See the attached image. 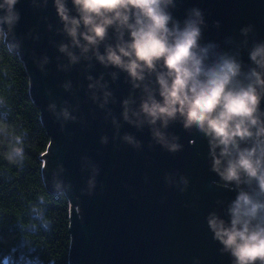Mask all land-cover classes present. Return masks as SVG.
<instances>
[{
  "label": "water",
  "instance_id": "95a60500",
  "mask_svg": "<svg viewBox=\"0 0 264 264\" xmlns=\"http://www.w3.org/2000/svg\"><path fill=\"white\" fill-rule=\"evenodd\" d=\"M193 6L203 10L207 24L202 43L235 50L245 39L239 30L247 25L253 26L249 47L264 40V0H180L173 14L183 19ZM15 7L20 19L7 43L18 45L12 50L25 63L50 136L43 156L45 184L57 192L52 182L60 181V192L75 205L70 208V264H193L194 258L199 264H231L228 254L219 253L205 217L216 211L227 219L224 208L235 193L213 184L219 177L210 171L207 141L174 124L168 131L179 136L183 150L170 154L155 144L147 124L137 129L123 120L122 101L131 93V107L138 108L142 95L131 89L126 73L105 68L91 51L81 55L70 47L79 57L76 63L59 51L70 38L61 30L53 0H19ZM241 54L247 64V49ZM62 109L68 119L60 115ZM125 134L139 146L126 142ZM89 180L95 181L93 195H82Z\"/></svg>",
  "mask_w": 264,
  "mask_h": 264
},
{
  "label": "clouds",
  "instance_id": "9594fccd",
  "mask_svg": "<svg viewBox=\"0 0 264 264\" xmlns=\"http://www.w3.org/2000/svg\"><path fill=\"white\" fill-rule=\"evenodd\" d=\"M18 2L0 0L2 44L20 19ZM179 2L70 0L69 7V0H53L61 30L70 38V45L60 44L59 51L66 53L70 63L79 59L70 47L78 48L81 55L91 51L105 68L126 73L131 89L142 95L138 108L131 107L135 103L131 93L122 101L123 120L137 129L147 124L152 140L168 153L184 147L179 136L168 131L174 124L207 141L210 171L219 177L213 184L235 193L224 208L227 219L216 211L205 217L212 239L220 245V254L230 256L231 264H264V40H253L249 47L253 26L247 25L239 30L245 39L235 50L214 41L202 43L207 27L203 10L187 8L183 19H178L173 13ZM109 39L114 43H105ZM7 47L11 51L18 45ZM242 49H247V64ZM112 76L115 79L116 73ZM60 115L69 118L66 110ZM123 139L139 146L129 134ZM0 146L6 149L9 164L25 159L21 135L3 121ZM181 181L186 188L187 179ZM52 186L60 193V181L53 179ZM94 188L95 181L89 180L80 192L91 196ZM193 264L199 260L194 258Z\"/></svg>",
  "mask_w": 264,
  "mask_h": 264
},
{
  "label": "trees",
  "instance_id": "16d2710c",
  "mask_svg": "<svg viewBox=\"0 0 264 264\" xmlns=\"http://www.w3.org/2000/svg\"><path fill=\"white\" fill-rule=\"evenodd\" d=\"M0 43V121L21 135L25 159L11 165L0 146V264H70V202L42 181L50 144L18 52Z\"/></svg>",
  "mask_w": 264,
  "mask_h": 264
},
{
  "label": "rangeland",
  "instance_id": "374dc122",
  "mask_svg": "<svg viewBox=\"0 0 264 264\" xmlns=\"http://www.w3.org/2000/svg\"><path fill=\"white\" fill-rule=\"evenodd\" d=\"M71 207H75V205L72 204Z\"/></svg>",
  "mask_w": 264,
  "mask_h": 264
}]
</instances>
